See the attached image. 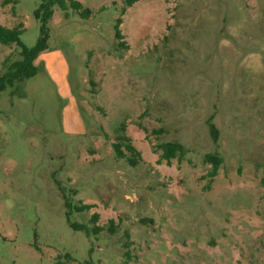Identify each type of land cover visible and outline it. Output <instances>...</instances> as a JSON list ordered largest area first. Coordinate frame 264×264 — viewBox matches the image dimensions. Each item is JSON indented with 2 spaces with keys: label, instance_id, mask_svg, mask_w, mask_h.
<instances>
[{
  "label": "rangeland",
  "instance_id": "rangeland-1",
  "mask_svg": "<svg viewBox=\"0 0 264 264\" xmlns=\"http://www.w3.org/2000/svg\"><path fill=\"white\" fill-rule=\"evenodd\" d=\"M78 1L47 23L72 94L43 63L0 91V264H264V0ZM41 2L0 0V25L33 46Z\"/></svg>",
  "mask_w": 264,
  "mask_h": 264
},
{
  "label": "trees",
  "instance_id": "trees-1",
  "mask_svg": "<svg viewBox=\"0 0 264 264\" xmlns=\"http://www.w3.org/2000/svg\"><path fill=\"white\" fill-rule=\"evenodd\" d=\"M136 0H126V6L122 9L123 13H125L127 6H131ZM58 3L61 8L67 10L68 8L74 9L80 16L86 18L90 15V10L83 8V5L78 0H42L40 7L37 10V16L42 19L43 24L41 26V35L38 37L36 43L33 46L25 45L20 35L24 30V25L20 23L19 25L13 28H7L5 26L0 25V43L5 45L17 44L21 47L19 59H15L10 62L11 56L14 53L7 55L3 60V67H5V71L0 74V91L6 89L8 86L12 85L15 81H23L27 78H30L38 73L39 67L35 63L38 55L47 48V41L49 38V27L47 25L48 21L51 19L53 15V5ZM122 22V18L117 19L116 25V33L117 37L121 38L123 36L122 30L120 28V24ZM121 44L124 45L122 42ZM1 112V111H0ZM212 133L216 134V128L214 125H211ZM119 142L115 143V148L117 151L121 152V144L124 142V146L126 150L130 151L132 157H130L131 162L136 161L137 156L140 155V151L136 149V147L130 142V137L125 135H119ZM155 151L161 150V159H166L167 162H170L172 158H178L182 160L187 153L188 149L184 147L181 143L172 142V141H162L157 143L154 147ZM205 160L212 163V169L209 171L211 176H215L218 173L220 165L223 162V157L218 155L216 152H208L205 154ZM264 184V177H263ZM83 207L90 208L93 206L91 203H83ZM94 217H97V214H94ZM114 224V221L111 220V225ZM76 228H85L87 231L89 229L85 225H77ZM101 228V227H99ZM110 230L113 231V226L110 227ZM83 264H95L92 259H86Z\"/></svg>",
  "mask_w": 264,
  "mask_h": 264
},
{
  "label": "crops",
  "instance_id": "crops-1",
  "mask_svg": "<svg viewBox=\"0 0 264 264\" xmlns=\"http://www.w3.org/2000/svg\"><path fill=\"white\" fill-rule=\"evenodd\" d=\"M35 63L38 65L39 63H43L46 66L47 70L53 76V79L56 80L58 86L60 87H67L69 90V94H72L71 88L67 79L68 73V61L65 58L64 53L60 49H56L53 51H48L47 49L42 51L35 60ZM62 65H65L63 70L60 69ZM59 87V88H60ZM71 104L68 105L64 109L65 120L69 122L72 118L74 120L75 125H79L82 123V118L79 112V106L77 103V99L72 95ZM86 131V126L81 128Z\"/></svg>",
  "mask_w": 264,
  "mask_h": 264
}]
</instances>
